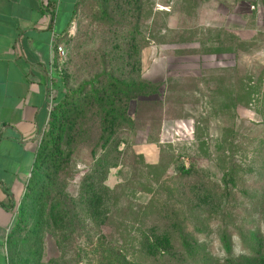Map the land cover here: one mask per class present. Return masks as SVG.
<instances>
[{
	"label": "rangeland",
	"instance_id": "obj_1",
	"mask_svg": "<svg viewBox=\"0 0 264 264\" xmlns=\"http://www.w3.org/2000/svg\"><path fill=\"white\" fill-rule=\"evenodd\" d=\"M61 43L57 106L79 98L103 68L147 80L157 91L130 100L125 120L107 130L118 137L117 149L99 146L93 154L90 139L103 132L101 119L92 108L81 112L73 134L75 165L71 171L60 166L46 189L21 199L8 264H78L77 251L92 244L97 228L84 218L70 227L75 230L66 243L58 239L48 216L51 200L61 193L77 197L83 182L137 184L136 145L145 147L150 162V141L158 136L169 142H157L159 154L165 150L164 167L154 168L152 187L138 185L133 197L142 204L153 200L160 214L165 205L174 208L185 237L176 247H194L189 237H198L211 251L209 264H219V234L238 230L235 256L245 245L264 250V0H78ZM144 98L151 101L140 102ZM54 126L48 123L39 136L41 166L42 144Z\"/></svg>",
	"mask_w": 264,
	"mask_h": 264
},
{
	"label": "trees",
	"instance_id": "obj_2",
	"mask_svg": "<svg viewBox=\"0 0 264 264\" xmlns=\"http://www.w3.org/2000/svg\"><path fill=\"white\" fill-rule=\"evenodd\" d=\"M95 76V79L87 82L88 86L83 87L79 98L74 97L63 101L58 106L57 98L53 103L47 125L50 123L52 128L54 125V127L57 126V131L53 132L52 129L42 144L41 155L45 157L42 166L36 151L32 168L34 174L30 182L32 186L30 185L27 192H24L25 195L23 194L24 203L36 191L39 193L46 189L45 183L51 181L50 178H53L52 176L58 172L60 166L69 171L72 170L75 165L72 148L77 139V136L73 134L81 127L77 124L81 112L85 114L87 109L92 108L101 119L103 132L90 139L93 154L99 146L107 151L117 149L118 137L109 134L107 130L115 126L118 118L125 120V112L130 100L138 95L157 91L148 87L147 80L121 77L113 70L107 71L103 68ZM148 101L151 100L149 98L140 100V102ZM156 102L160 104L161 101ZM53 110L55 111L52 113ZM49 141L51 147H49ZM150 142L155 143L158 150V144L169 143L160 141L159 136ZM164 151L160 148L158 158L150 162H145L144 156L136 151L142 158L135 156L138 160H134V167L141 170L142 177L141 180H136L137 184L130 179L119 181L113 187L98 184L89 186L83 182L77 197L66 198L62 193L55 194L49 204L48 216L58 239L66 243L74 234L75 229L71 230L70 227L84 224V218L91 221L97 228L96 233L93 234L95 239L92 244L81 247L77 251L78 264H81L83 259L85 264H209L212 261L211 251L199 246L204 244L198 240V237L197 240L189 237L195 242L194 247L186 245L185 242L182 243L183 247H176V243L185 241V237L180 225L177 224L173 207L165 205L163 214H160L158 204L153 200L146 204L134 200L133 193L138 185L142 189L152 187V182L157 178L153 172L154 168L164 167ZM116 163V161L108 162V166ZM82 181H85V177H82ZM28 184L29 182L26 188ZM187 230L190 235L195 234L193 230L189 228ZM240 235L238 230L229 234H219L222 254L216 262L219 264H264L263 248L256 250L252 245H245L239 248V252L243 253L235 256V243L240 241ZM233 236L237 239H231ZM89 237L85 239L88 240Z\"/></svg>",
	"mask_w": 264,
	"mask_h": 264
},
{
	"label": "crops",
	"instance_id": "obj_3",
	"mask_svg": "<svg viewBox=\"0 0 264 264\" xmlns=\"http://www.w3.org/2000/svg\"><path fill=\"white\" fill-rule=\"evenodd\" d=\"M78 0H0V264H8L7 242L19 214L50 107L59 97L60 73L52 34L70 29ZM152 145V144H151ZM144 158L145 147L136 145ZM150 160L158 158L152 145Z\"/></svg>",
	"mask_w": 264,
	"mask_h": 264
},
{
	"label": "built area",
	"instance_id": "obj_4",
	"mask_svg": "<svg viewBox=\"0 0 264 264\" xmlns=\"http://www.w3.org/2000/svg\"><path fill=\"white\" fill-rule=\"evenodd\" d=\"M40 4L42 5V7L44 8H48L49 6V0H40ZM57 36L55 34H52L51 36V42L54 43L55 45V50H56V57L57 58H61L64 55V47L62 45L61 42L57 41ZM47 98H48V104L49 107L51 109L54 101H53V96H52V75H49V80H48V94H47ZM160 141L163 142L162 138H160Z\"/></svg>",
	"mask_w": 264,
	"mask_h": 264
}]
</instances>
